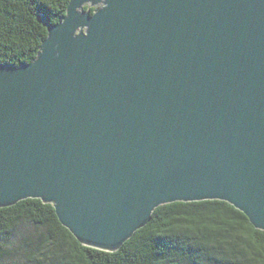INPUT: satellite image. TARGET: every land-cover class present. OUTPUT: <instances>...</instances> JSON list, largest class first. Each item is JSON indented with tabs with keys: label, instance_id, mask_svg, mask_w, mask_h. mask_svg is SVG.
Here are the masks:
<instances>
[{
	"label": "water",
	"instance_id": "water-1",
	"mask_svg": "<svg viewBox=\"0 0 264 264\" xmlns=\"http://www.w3.org/2000/svg\"><path fill=\"white\" fill-rule=\"evenodd\" d=\"M42 23L33 62L0 64V208L50 204L107 253L173 203L264 232V0H70Z\"/></svg>",
	"mask_w": 264,
	"mask_h": 264
},
{
	"label": "trees",
	"instance_id": "trees-1",
	"mask_svg": "<svg viewBox=\"0 0 264 264\" xmlns=\"http://www.w3.org/2000/svg\"><path fill=\"white\" fill-rule=\"evenodd\" d=\"M70 0H0V64L33 62L47 32ZM93 14L94 9L84 6ZM36 238H23L27 228ZM1 264H264V232L226 202L173 203L156 208L150 222L115 252L80 245L50 204L37 199L0 208ZM8 261V262H7Z\"/></svg>",
	"mask_w": 264,
	"mask_h": 264
},
{
	"label": "rangeland",
	"instance_id": "rangeland-1",
	"mask_svg": "<svg viewBox=\"0 0 264 264\" xmlns=\"http://www.w3.org/2000/svg\"><path fill=\"white\" fill-rule=\"evenodd\" d=\"M87 7H89V5L87 6ZM102 6H100V5H98V6H96V7H91L90 6V8H93L94 10H96V9H99V8H101ZM40 231L39 230H34L33 228H31V227H29V228H27V229H24V230H22V232H21V236H22V239L23 238H32V239H34V238H36V236H37V233H39ZM3 261V260H2ZM1 260H0V264H1V262H2ZM8 262V261H7Z\"/></svg>",
	"mask_w": 264,
	"mask_h": 264
}]
</instances>
